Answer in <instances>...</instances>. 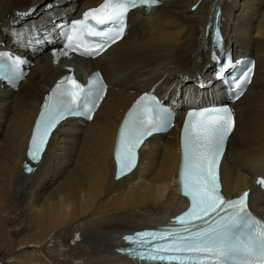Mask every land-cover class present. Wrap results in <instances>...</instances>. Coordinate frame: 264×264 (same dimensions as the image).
Returning <instances> with one entry per match:
<instances>
[{"label": "bare ground", "instance_id": "1", "mask_svg": "<svg viewBox=\"0 0 264 264\" xmlns=\"http://www.w3.org/2000/svg\"><path fill=\"white\" fill-rule=\"evenodd\" d=\"M103 1L0 0V47L20 52L35 30L58 17L79 18ZM159 1L131 12L123 39L101 56L74 59L77 75L98 70L109 88L91 122L68 119L54 131L28 175L22 164L33 121L63 65L73 62L52 66L47 51L26 52L32 65L17 90L0 84V264H151L117 254L118 237L163 224L186 207L175 186L183 114L225 100V86L213 78L216 49L204 36L216 7L222 52L233 61L256 60L252 82L233 106L236 127L221 166L224 193L250 188V205L264 219V197L253 187L264 179V0ZM142 92L172 104L179 119L144 145L130 175L114 181L116 132Z\"/></svg>", "mask_w": 264, "mask_h": 264}, {"label": "snow or ice", "instance_id": "2", "mask_svg": "<svg viewBox=\"0 0 264 264\" xmlns=\"http://www.w3.org/2000/svg\"><path fill=\"white\" fill-rule=\"evenodd\" d=\"M155 3L156 0H104L103 4L86 11L81 20L71 22L66 28L54 25L57 27L55 35L65 41L61 49L63 55L69 59L71 52L86 57L100 55L123 36L131 9L152 7ZM41 31L50 30L32 32L31 43H40L41 40L48 43V39L39 35ZM92 37L98 39H87ZM84 43L90 47L81 49ZM212 43L216 50L211 53V58L219 66L216 77L223 82L225 73L235 62L221 55L222 34L218 28H215ZM61 50L53 49V56ZM25 63L21 57L0 51V77L22 78L21 65ZM250 73V68L245 69L239 79L233 80V100L238 99L245 85L250 83ZM199 86L205 87L206 84L200 83ZM106 87L99 73L87 86L78 83L71 75L62 78L46 98L35 123L27 152L29 159L40 162L51 134L66 119L84 117L91 120L104 98ZM174 117V110L162 105L154 95L146 94L137 100L119 131L115 151L116 179L136 166L137 149L148 137L171 128ZM233 126V112L226 105H211L186 113L179 180L182 195L188 198L190 207L174 219L173 224L177 226L124 237L133 247L121 251L151 264H264V224L248 212V193L238 199H226L218 179V165ZM26 170L31 172L32 168L26 166ZM260 183L264 184V180Z\"/></svg>", "mask_w": 264, "mask_h": 264}, {"label": "rangeland", "instance_id": "3", "mask_svg": "<svg viewBox=\"0 0 264 264\" xmlns=\"http://www.w3.org/2000/svg\"><path fill=\"white\" fill-rule=\"evenodd\" d=\"M65 2L67 3V1H65ZM40 8H41V7H40ZM68 12H69L70 15H75V16L77 15V14L74 13V10H68ZM23 23H25V21H24ZM22 25H23V24H22ZM230 45H231V44H230ZM200 64H201V62H200ZM194 74H195V72L192 73L191 81L193 80V75H194ZM145 91H146V90H145ZM186 99H187V98H186Z\"/></svg>", "mask_w": 264, "mask_h": 264}, {"label": "water", "instance_id": "4", "mask_svg": "<svg viewBox=\"0 0 264 264\" xmlns=\"http://www.w3.org/2000/svg\"><path fill=\"white\" fill-rule=\"evenodd\" d=\"M209 37L212 38V30H211V29H210ZM213 40H214V38H213ZM213 40H212V41H213ZM212 41H211V42H212ZM213 46H214V44H213Z\"/></svg>", "mask_w": 264, "mask_h": 264}]
</instances>
